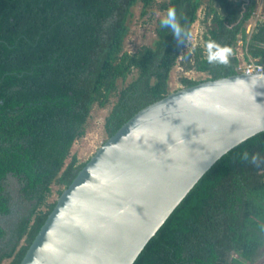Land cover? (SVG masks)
Masks as SVG:
<instances>
[{
    "label": "trees",
    "instance_id": "trees-1",
    "mask_svg": "<svg viewBox=\"0 0 264 264\" xmlns=\"http://www.w3.org/2000/svg\"><path fill=\"white\" fill-rule=\"evenodd\" d=\"M139 3L143 15L175 7L181 33L159 19L153 45L126 50ZM256 8L257 0H0V264L21 263L57 203L48 201L53 185L61 194L86 164L71 151L94 105L117 97L110 137L171 92L178 62L208 79L237 74L241 39L246 60L264 66V20L247 32ZM200 9L203 43L184 54ZM209 43L231 49L226 63L208 60ZM263 251L264 131L213 164L133 264H254Z\"/></svg>",
    "mask_w": 264,
    "mask_h": 264
},
{
    "label": "water",
    "instance_id": "water-1",
    "mask_svg": "<svg viewBox=\"0 0 264 264\" xmlns=\"http://www.w3.org/2000/svg\"><path fill=\"white\" fill-rule=\"evenodd\" d=\"M264 131V71L171 91L86 162L20 264H133L224 154Z\"/></svg>",
    "mask_w": 264,
    "mask_h": 264
},
{
    "label": "rangeland",
    "instance_id": "rangeland-1",
    "mask_svg": "<svg viewBox=\"0 0 264 264\" xmlns=\"http://www.w3.org/2000/svg\"><path fill=\"white\" fill-rule=\"evenodd\" d=\"M163 1V0H160ZM143 5L139 3L133 8V16L130 20L131 30L129 35L126 38L125 49L130 52H135L139 50L144 45H153L156 37H157V23L159 19L166 18V12L159 10L157 7L150 9L149 14L143 15L142 13ZM204 18V9H200L199 11V19L193 24L191 35L188 38L187 46L184 50V54L191 49L193 50L198 44L203 43V33L204 26L202 21ZM264 20V0H257V8L254 12V15L247 23V29L251 26V31L248 33V39L253 34L255 29L253 26H257L258 23ZM238 56L241 60V67L243 70L245 67V52L246 47L243 41L240 39L238 42ZM183 57V56H182ZM181 59V58H180ZM254 60V59H252ZM136 76V71H134L133 75L129 76L125 82L120 81L119 87L122 88L125 84L132 81ZM183 76H187L189 78L195 80H206L209 77V74L205 72H199L196 70L186 71L185 68L181 65L180 62L176 64V66L172 69L171 78H170V88L171 91H175L184 87L185 85L181 82V78ZM117 97H114L110 104L106 107H99L97 104L94 105L93 110L91 112V116L88 120V125L86 129V134L82 138H79L75 141L71 155H75L79 158L80 162H86L90 160V158L96 153L98 148L104 144L108 137L107 131L105 129V121L106 117L110 113ZM71 156V157H72ZM68 159V161L71 159ZM63 187L58 186L57 184L53 185L52 194L50 195L48 201L53 202L57 200L60 196V190ZM9 260L4 261L3 264H8ZM254 264H264V251L262 256L254 263Z\"/></svg>",
    "mask_w": 264,
    "mask_h": 264
},
{
    "label": "clouds",
    "instance_id": "clouds-1",
    "mask_svg": "<svg viewBox=\"0 0 264 264\" xmlns=\"http://www.w3.org/2000/svg\"><path fill=\"white\" fill-rule=\"evenodd\" d=\"M162 24L170 25L176 35H179L181 33L182 29L176 19L175 7H170L168 9L167 17L162 20ZM208 48H209L208 60L210 62L216 61V60L220 62H225V63L227 62L228 54H230L231 49L219 47L218 45H215L214 43H209ZM214 48L215 50H213ZM239 72H245V71L239 70ZM253 159H255V157Z\"/></svg>",
    "mask_w": 264,
    "mask_h": 264
},
{
    "label": "built area",
    "instance_id": "built-area-1",
    "mask_svg": "<svg viewBox=\"0 0 264 264\" xmlns=\"http://www.w3.org/2000/svg\"><path fill=\"white\" fill-rule=\"evenodd\" d=\"M253 29H255V26H253ZM251 31V26L248 27V32ZM245 67L246 69L243 70L241 65L239 66V70L240 71H245L247 73L250 72H255V71H259V72H263L264 71V66L261 64L256 63L254 60H251L250 62H245Z\"/></svg>",
    "mask_w": 264,
    "mask_h": 264
},
{
    "label": "crops",
    "instance_id": "crops-1",
    "mask_svg": "<svg viewBox=\"0 0 264 264\" xmlns=\"http://www.w3.org/2000/svg\"><path fill=\"white\" fill-rule=\"evenodd\" d=\"M247 32H248V29H247ZM248 33H250V32H248ZM238 50H239V47H238ZM246 60V59H245ZM247 61V60H246ZM241 65V62H240V64H239V66ZM238 70H239V68H238Z\"/></svg>",
    "mask_w": 264,
    "mask_h": 264
}]
</instances>
